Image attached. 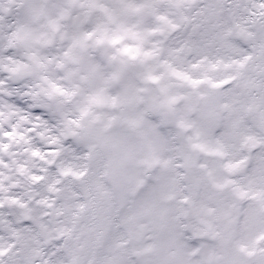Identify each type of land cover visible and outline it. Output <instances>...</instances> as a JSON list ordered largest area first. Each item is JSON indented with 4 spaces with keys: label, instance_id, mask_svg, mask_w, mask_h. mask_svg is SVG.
Segmentation results:
<instances>
[{
    "label": "clouds",
    "instance_id": "obj_1",
    "mask_svg": "<svg viewBox=\"0 0 264 264\" xmlns=\"http://www.w3.org/2000/svg\"><path fill=\"white\" fill-rule=\"evenodd\" d=\"M23 3L0 0V110L30 118L42 154L4 208L0 264H159L197 232L264 264V174L245 179L264 173V0ZM205 161L236 178L227 194L259 193L248 225L207 211Z\"/></svg>",
    "mask_w": 264,
    "mask_h": 264
},
{
    "label": "snow or ice",
    "instance_id": "obj_2",
    "mask_svg": "<svg viewBox=\"0 0 264 264\" xmlns=\"http://www.w3.org/2000/svg\"><path fill=\"white\" fill-rule=\"evenodd\" d=\"M112 59H115L113 57ZM104 63V58L101 57L94 65L93 70L100 68ZM15 109V106H13ZM0 115L3 111L0 110ZM37 116L36 120L39 121ZM25 120L29 123L25 124ZM20 121H24L23 127L27 131H22L19 128ZM31 121L28 117L17 116L15 122L9 121L7 124H0V225L9 224L6 219L4 208L6 206H24L21 204L18 196L12 195L13 191H19L22 186V178L30 173V165L28 156L34 158L41 156V151L38 147H30L32 141L31 136L38 131L36 127H29ZM168 120L164 116H160L158 121L152 123L153 129L162 137L167 138V133L164 131ZM43 135V133H41ZM19 137V139H17ZM23 141V143H21ZM64 150L68 153L75 154V149L71 144H65ZM19 154L13 159L15 154ZM49 164L54 162L49 160ZM14 165V170L8 175L4 173ZM205 170L202 179L209 185L210 191L213 193L214 207H209V213H216L221 218H227V221L234 226H246L253 219L255 208L252 203H246L250 197H255L258 192H250L249 188H240L236 193L229 195L226 192L227 186L236 184L238 181L234 177L221 180L216 175L207 161L201 164ZM43 171L34 173L29 178L34 182L43 180ZM65 175L68 173L65 172ZM87 173H77V176L86 175ZM264 174L259 168H254L245 178L250 184H255L261 175ZM8 193L7 196L4 194ZM83 207V205H81ZM27 215V214H26ZM200 237L198 241L189 243L188 241L177 242L171 247L174 251L169 254L167 250L163 252L162 259L159 264H233V261L226 255L225 241L221 232H197ZM210 240H214L211 243ZM193 256H199L198 260H193Z\"/></svg>",
    "mask_w": 264,
    "mask_h": 264
},
{
    "label": "water",
    "instance_id": "obj_3",
    "mask_svg": "<svg viewBox=\"0 0 264 264\" xmlns=\"http://www.w3.org/2000/svg\"><path fill=\"white\" fill-rule=\"evenodd\" d=\"M13 3L15 5H19L20 7L24 6L23 0H13ZM13 19L15 18L14 16L12 17ZM18 114H17V110L13 109H9L8 111H3V115H0V124H7L9 121H13L15 122L16 118H17ZM24 125V121H20L19 123V128L22 131H27V129H25L23 127ZM17 139H19V137H17ZM21 143H23V141H21ZM19 154H15L13 159L16 158V156H18ZM14 170V165L12 167H10L5 173L4 175H8L9 173H11Z\"/></svg>",
    "mask_w": 264,
    "mask_h": 264
}]
</instances>
